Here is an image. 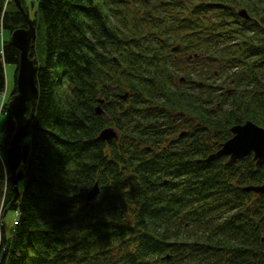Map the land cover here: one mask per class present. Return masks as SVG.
Segmentation results:
<instances>
[{"label":"trees","instance_id":"trees-1","mask_svg":"<svg viewBox=\"0 0 264 264\" xmlns=\"http://www.w3.org/2000/svg\"><path fill=\"white\" fill-rule=\"evenodd\" d=\"M19 1L0 31L27 13L43 33L40 96L17 200L2 110L0 264H264V194L245 190L264 164L208 162L234 126L264 128V0H37L35 19ZM19 59L4 41L0 94Z\"/></svg>","mask_w":264,"mask_h":264},{"label":"water","instance_id":"water-1","mask_svg":"<svg viewBox=\"0 0 264 264\" xmlns=\"http://www.w3.org/2000/svg\"><path fill=\"white\" fill-rule=\"evenodd\" d=\"M19 6L20 1L17 0ZM241 16L249 19L247 11H241ZM25 19L28 27L17 29L11 33L10 43L20 51V59L17 64L16 87L9 102V109L16 120V132L11 138L10 146L6 150V163L10 171V183L13 191L16 193L17 200L20 197L19 184L24 179L25 165L30 156V144L25 141L30 138V126L35 119L37 103L40 96L37 85L38 66L30 55L37 40V30L29 14L25 13ZM103 103V102H102ZM29 105L31 109L29 112ZM98 114L103 110L98 107ZM233 137L222 145V148L211 155L208 162H213L221 158L229 157L233 163L245 157L254 156L258 164H264V128L248 121L243 125H236L232 128ZM118 137L114 128L105 129L99 140L111 141ZM248 192L264 194V185L252 186L245 189ZM98 185L90 192L88 199L92 200L98 196ZM1 218L2 235L5 237L4 219Z\"/></svg>","mask_w":264,"mask_h":264},{"label":"rangeland","instance_id":"rangeland-1","mask_svg":"<svg viewBox=\"0 0 264 264\" xmlns=\"http://www.w3.org/2000/svg\"><path fill=\"white\" fill-rule=\"evenodd\" d=\"M27 4L30 8L31 17L33 19L37 18V16H36V12L38 11L37 0H27ZM2 35H3V31L1 30L0 31V48L3 47L4 41L7 42V41H10V39H11V32L8 30H5L4 35L3 36ZM41 42H43V33H39L37 36L36 47L39 49H41ZM5 71H6V77H7V89L3 94L6 95V97H5V105H6L7 101L10 100L11 95L13 94L15 87H16L17 65L7 64L5 66ZM1 108H2V100H0V139L3 136L4 128H5V125L8 121V114H5V113L2 114ZM231 134L233 135L232 132H231ZM251 156H253V155H251ZM225 158H228V157H225ZM253 158H254V156H253ZM15 218H16L15 211H10L8 213L6 219H5V224H6V228H7L6 232H7L8 236H10V233L13 229ZM1 235H2V230H1ZM2 237H3V235H2Z\"/></svg>","mask_w":264,"mask_h":264},{"label":"built area","instance_id":"built-area-1","mask_svg":"<svg viewBox=\"0 0 264 264\" xmlns=\"http://www.w3.org/2000/svg\"><path fill=\"white\" fill-rule=\"evenodd\" d=\"M5 94H0V100H2V107L5 105Z\"/></svg>","mask_w":264,"mask_h":264},{"label":"bare ground","instance_id":"bare-ground-1","mask_svg":"<svg viewBox=\"0 0 264 264\" xmlns=\"http://www.w3.org/2000/svg\"><path fill=\"white\" fill-rule=\"evenodd\" d=\"M11 101V100H10ZM5 106H3L2 108H1V112H2V110H3V108H4ZM12 114V113H11ZM15 119V118H14ZM15 123H16V120H15Z\"/></svg>","mask_w":264,"mask_h":264}]
</instances>
